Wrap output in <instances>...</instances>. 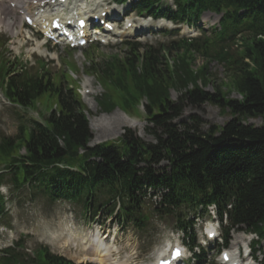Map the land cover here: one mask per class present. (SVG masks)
<instances>
[{"label":"trees","instance_id":"trees-1","mask_svg":"<svg viewBox=\"0 0 264 264\" xmlns=\"http://www.w3.org/2000/svg\"><path fill=\"white\" fill-rule=\"evenodd\" d=\"M174 4L176 10L163 6L162 0H135L132 8L190 25L206 11L222 13L221 29L159 49L127 43L125 56L113 54L96 63L92 72L105 89L98 101L103 112L117 107L129 112L147 100L146 131L154 142L125 129L118 141L91 146L86 106L76 88L63 85L46 70L32 72L20 62H0L1 88L13 105L28 110L43 95L57 96L56 109L44 119L20 124L16 136H0V186L68 202L91 216L113 215L119 205L122 225L138 228L148 220L143 208L152 190L161 197L155 212L177 219L190 248L196 244V233L194 220L187 218L208 213L209 206H214L221 222L223 246H228L233 229L264 239V0H174ZM239 36L243 48L233 53ZM169 50L179 52L173 64L164 55ZM195 53L223 64L241 99L227 96L223 84L206 90L208 65L193 69ZM171 90L181 92L177 101ZM206 103L228 111L231 119L207 130L197 116L177 122L187 105ZM257 118L260 126L247 122ZM7 213L0 192V220ZM205 255L202 249L196 264H203ZM0 264L74 263L45 246L30 255L20 239L1 251Z\"/></svg>","mask_w":264,"mask_h":264},{"label":"rangeland","instance_id":"rangeland-1","mask_svg":"<svg viewBox=\"0 0 264 264\" xmlns=\"http://www.w3.org/2000/svg\"><path fill=\"white\" fill-rule=\"evenodd\" d=\"M86 4L82 7L95 8L98 5L101 6L103 1L87 0ZM111 7L121 10L127 9L126 6L117 7L115 4ZM128 18L138 21L146 20L144 23L151 20L149 17L148 19L138 17L135 12L129 14ZM152 21L149 24L161 31L146 32L144 36L113 37L108 40V44L97 43L75 51H70L63 45L48 44L45 47L43 41L35 39L30 41L32 32L25 28H21L22 30L18 28L17 33L12 34L11 31L0 27V49L1 47L6 49L8 43L11 51L7 53L5 59L15 56L20 59V62L25 63L27 61L33 72L37 71L40 67L39 64L44 62V67L50 71L52 77L58 79L56 76L62 77V74H67L71 77L74 85L78 84V92L81 93L86 106L85 111L92 132L91 145L118 141L125 133V129H131L146 142H154L153 136L146 131L148 126V115L145 108L147 100L143 98L128 114L121 110L122 107L105 113L98 104L105 89L102 87L98 76L92 73L96 63H102L107 57L113 54L125 56L126 47L124 44L126 42L152 45L159 49L161 45L169 47L173 41L181 38L182 32L173 35L169 33L171 26L169 22H164L162 26H159L162 21H159L160 24L157 21ZM125 24L124 22V26ZM238 44L232 47L233 53L242 50L243 47L240 45L242 43ZM177 54L179 52L176 50H169L164 53L170 64H173ZM91 61L95 64L92 65ZM205 64L208 65L210 74V82L206 90L213 91L216 84H223V90L227 92V96L233 99H241L240 94L234 89V83L225 66L218 63L217 60H207L206 57L195 53L193 69L201 68ZM66 77L70 80L68 76ZM68 80L63 79V85H69ZM90 90L91 93L86 94ZM180 94V91L171 90L172 100L177 101ZM1 95L0 90V99L3 100ZM113 96L119 101L116 92H113ZM38 101L35 107L30 110L1 105L0 136H14L18 133L20 124H31V120H42L52 111L57 102V96L46 94L40 97ZM191 116H197L202 120L204 130L212 125L223 126L231 119L228 111H221L219 107L206 103L200 106L187 105L177 122H188ZM131 122L135 124L131 125ZM247 122L256 126L261 125L259 118L249 119ZM10 189L9 192V188L5 185L2 188L8 197V215L1 220L3 224H0V248L10 244L12 240H18L24 236L28 252L38 247V244H43L47 245L52 252L70 258L77 263L100 264L91 260L82 250L87 247H95L98 240L105 239L107 241L105 246L112 251L109 261L105 264H154L159 253L167 249L168 243L177 244L180 239L175 230L176 218L172 215L157 216L149 203L145 204L143 208V212L148 216V222L144 228H137L133 225L122 230L119 225L117 226L113 222H107L103 226L102 223H95L91 219H87L80 207H69L68 204L61 202H50L40 196L31 195L27 189L19 191ZM206 218L207 216L196 218V232L202 241L203 229L211 222L216 224L213 217L210 220ZM233 235L234 238H237L242 234L236 231ZM92 236L95 239L89 240ZM111 238L113 239L111 240ZM231 245L232 243L230 247ZM232 249L236 251L235 248ZM212 256L211 261L217 262L219 260L218 255ZM259 258L261 259L262 255H259Z\"/></svg>","mask_w":264,"mask_h":264},{"label":"bare ground","instance_id":"bare-ground-1","mask_svg":"<svg viewBox=\"0 0 264 264\" xmlns=\"http://www.w3.org/2000/svg\"><path fill=\"white\" fill-rule=\"evenodd\" d=\"M53 1H56V3L54 4ZM84 1L85 0H65V2L61 3L59 0H0V26L11 31L12 34H16L18 28L21 29L22 27H24L23 18H25L26 16H35L36 18H40L42 19V23L44 22L43 24L47 25V23H50L53 19L50 12L53 11L55 5L59 7L66 6L67 8L72 9L66 15L58 14V16H61L63 19H67L69 15H73V10L75 7L84 5ZM89 11H92V9L90 8ZM104 11L106 10L102 9L98 12L92 11V13H94V15H101ZM78 22V19L75 20V23L78 24ZM158 23L160 24L159 21ZM138 24L140 25L141 23ZM161 25H163V22ZM134 124L135 123L131 122V125ZM91 239H94V237L92 236ZM106 243L107 241L98 240V243H96L94 248L87 247L84 248L82 252H84L85 255L90 257L91 260L96 261L100 264H105L107 261H109V256L112 252L108 247L105 246ZM238 243L239 242H235L234 245L236 246ZM171 249L169 250L168 258ZM165 253L166 251H162L160 253L161 257H159V259L163 257L165 258Z\"/></svg>","mask_w":264,"mask_h":264},{"label":"snow or ice","instance_id":"snow-or-ice-1","mask_svg":"<svg viewBox=\"0 0 264 264\" xmlns=\"http://www.w3.org/2000/svg\"><path fill=\"white\" fill-rule=\"evenodd\" d=\"M179 255H180L179 249H175L174 250V256L178 257ZM225 258H227V256H225Z\"/></svg>","mask_w":264,"mask_h":264}]
</instances>
